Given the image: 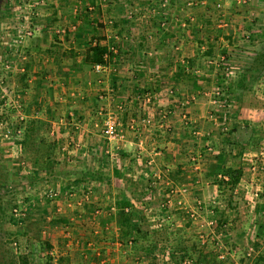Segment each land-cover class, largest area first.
<instances>
[{"label": "crops", "instance_id": "crops-1", "mask_svg": "<svg viewBox=\"0 0 264 264\" xmlns=\"http://www.w3.org/2000/svg\"><path fill=\"white\" fill-rule=\"evenodd\" d=\"M38 1L36 17L29 24V45L23 46L25 53H31V64L24 70L21 63L18 69L31 70L27 84L36 94L34 107L38 110L34 117L49 124L48 134L59 143L57 165L83 171L65 182L97 184L98 193L91 199L90 210L101 209L102 218L96 217L92 224L99 229L108 224L121 232L120 212H127L135 221L133 216L142 210L139 200L147 192L145 188L132 193L131 184H154L151 180L161 177L167 184L181 183L184 187L200 180L208 184L206 173L222 154V168L242 171L236 189L223 199H243L248 203L251 222L257 225L255 233L248 235V246H264V230H258L259 226L264 229V181H258L248 171L253 157L256 161L262 158L258 142L264 135V68L248 73L247 89L240 90L236 81L253 58L243 66L231 67L238 72L226 84L230 114L226 123L220 114L216 116L211 96L213 88L223 86L224 80L218 78L215 69L219 67L206 66V61L219 54L240 52L235 50V27L219 29L215 17L199 14L206 10V3L196 6L200 8L198 12L182 13L179 1L167 0L161 10L166 28L161 30L156 18L145 19L144 9L150 0H128V5H123L128 15L121 14V7L114 0ZM97 20L104 26V44L116 50L99 71L82 61ZM134 20L136 23H132ZM255 53L251 52L253 56ZM144 94L151 96L149 103ZM109 116L117 120L120 139L110 141L102 134L103 122ZM148 118L151 123L146 126ZM236 125H246L247 130L240 133L245 141L235 145L230 135ZM238 150L242 153L241 162L234 161L235 156L240 157ZM38 158V163L45 160ZM87 170L102 173L104 182L94 176L83 177ZM115 182L120 188L112 189ZM103 187L110 196L105 205L101 204ZM168 199L171 197H164L165 201ZM111 205L116 207L112 214L108 213ZM242 210L237 207V212L243 213ZM168 212L163 211L166 215ZM135 224L147 228L142 217ZM98 246L102 250L105 245Z\"/></svg>", "mask_w": 264, "mask_h": 264}, {"label": "rangeland", "instance_id": "rangeland-1", "mask_svg": "<svg viewBox=\"0 0 264 264\" xmlns=\"http://www.w3.org/2000/svg\"><path fill=\"white\" fill-rule=\"evenodd\" d=\"M12 1L0 0V56L2 58L6 57L5 62L12 67H10V70L5 71L0 66V82H4L1 87L6 94L3 99L5 104L0 98V122L1 124L8 122V125H15L19 114L24 115L25 119L29 120L32 118L31 115H35V111L38 110L34 107L37 105V102L34 101L36 94L34 93V89L31 88V84H27L28 87L24 88L19 80V74H23V72L18 67L22 63L24 70L28 69V64H31V53H25V49L23 48L22 56L18 57L17 51L6 49L11 47L8 44L12 42L11 35L14 32L13 29L22 24L14 21L15 8L11 4ZM114 1L121 7V14L128 15L127 9L123 6L127 5L128 0ZM176 1H179L180 8L183 10L182 13L190 11L198 12V9L200 10L199 7H187V2L198 4L200 1H203L208 5L206 10H203V12L199 11V14L202 13L206 16L215 17L216 20H218V14L214 10V4L217 1H222L224 14L228 19H231L229 20V25L234 26L233 30H236L238 34L235 50H240L241 53L232 52L229 56L219 54V57L209 59V62L206 61V66L219 67L215 69L217 70L218 78L224 80V82L222 81L223 86L218 85L213 88L211 96L215 100V92L218 89L225 90L226 94V84L231 83V80L237 76L238 71L236 69H233V71H225L224 69L226 67L237 68L245 65L248 63V59L254 57L251 52L255 53L258 50L260 52L263 46L261 42L264 40V0H250L246 5L241 7L234 6L228 0ZM144 10L146 20L149 19L151 21L156 18H148V9ZM25 14L17 12V15L20 16ZM12 16L14 19H11ZM155 20L158 27L159 21L157 18ZM132 23H136V21L134 20ZM22 25L26 26L28 24ZM246 35L250 36L248 40L245 39ZM29 40H26L23 46L27 47ZM4 49H6V52H3ZM221 57L226 58L227 63L225 66H221L224 63L220 61ZM25 63H27L26 68ZM230 72L233 74L230 75ZM27 74L28 80H31V70ZM1 95L0 91V97ZM15 97H18V105L14 102ZM18 106L20 107L18 108ZM58 110L59 112L61 111L59 108ZM62 112H65V109H62ZM215 112L217 116L219 113L216 110ZM39 114L42 115V112ZM53 121L55 123L56 120L53 119ZM7 129V125H3V127L0 125L1 163L8 173L9 183L15 197L14 203L18 206V210H23L26 215L16 223L5 221L2 228L12 235L11 237L14 242L12 248L14 252L27 256L30 264H49L45 257L48 252L44 245L46 243L50 246L52 243L51 248L55 252V259L51 264H101V261H103L102 264H171L182 257L184 249H188L190 255L193 257L195 252H193L192 248H196L197 246L200 247L203 255H222L225 264H252L257 256H264V246H260L259 249L248 246V242L250 241L248 235L251 232L255 233L257 225L251 222L250 208L245 200L234 201L230 199V204H227L228 197L223 199V196H229L231 193H227L226 191L220 192L209 180L208 184L201 183L200 180L197 183H187L184 187L180 186L181 183L179 185L167 184V181L162 177L161 179H152L151 182L154 184L138 182L131 184V186L129 185V191L132 193L147 188L145 189L147 192L144 197L142 200L141 198L139 200L142 210L139 213H135L133 217L136 218V222H138L140 217L144 218L146 229L152 236L153 242L157 244L156 251L154 254H150L145 250L146 247L142 251L129 247L117 248L114 246L115 241L116 239L124 240V232L121 230L120 235L119 233L115 234L113 227L107 233L102 228L99 229L93 225L92 223H96V218L91 215L90 210L93 201H89L90 205L84 203V206L78 208V189L80 185L76 187L74 183H69L70 181L65 182V180L75 178L76 175L83 171L76 170L73 167L66 168L55 165L52 175L47 176L42 172L38 175L33 174L31 170V157L20 153L18 146L13 144V136L12 139L10 138V134L8 135L9 139L3 138V134ZM70 132L72 131L70 130ZM41 133L47 134L46 136L50 140L54 139V135L50 136L43 128ZM252 142L254 144V141ZM241 157L242 154L240 157L235 156L234 161L241 162ZM252 159H255L251 161L252 163L259 164L260 158H258V161H256V157ZM85 177L88 178V176ZM254 177L258 179L257 176ZM251 183L255 184L256 182ZM119 186L120 184L115 182L112 184V189H117ZM63 188H66L63 190V194L59 191L57 196L51 201L45 199L44 196L48 190L54 189L58 191ZM183 189H185V193L180 196L178 191ZM251 189L252 187L249 190ZM93 190L95 192L93 191L92 197L98 193L96 192L97 188ZM238 191L242 192L240 189ZM100 192L102 193V198H104V202H101V204L105 205L110 200V196H108L109 191L103 187ZM171 192H174L172 196L170 195ZM243 192L245 191L243 190ZM69 193L74 195L69 197ZM167 195L171 197V199H168L170 201L164 200V197ZM220 196L222 198H219ZM262 196H264V192ZM178 200L182 202V207L177 205ZM237 207L243 208V213L241 211H238V213ZM226 208L228 209L226 210ZM168 210H170L168 215L163 213V211ZM190 211L195 213V218L189 217L188 212ZM223 211H227L228 213L223 214ZM81 212L86 213L82 215ZM166 216L170 217V220ZM128 217L131 224L136 223L131 220L132 217L130 215ZM100 218L102 217L100 216ZM223 224L228 225L223 227ZM65 227H68L71 231L70 239L64 235L63 228ZM93 229L97 230V235L94 237L91 235ZM90 239H93L96 244L94 247L95 253H97L96 249H101L98 246L99 244L105 245L101 250V257L98 260L94 252L85 253L83 244L86 240ZM249 248L253 249L251 259L245 258L246 254L249 253ZM85 255H87V258H84ZM157 258H160V260H157Z\"/></svg>", "mask_w": 264, "mask_h": 264}, {"label": "trees", "instance_id": "trees-1", "mask_svg": "<svg viewBox=\"0 0 264 264\" xmlns=\"http://www.w3.org/2000/svg\"><path fill=\"white\" fill-rule=\"evenodd\" d=\"M92 31L94 37L89 40V43L82 55V61L83 63L90 66H105L108 64V62H110V59L114 56V54L109 52L108 46L104 44V26L100 20L94 22ZM261 43H263V46L261 47L260 52L255 53L249 67L240 74L236 81L237 88L240 90L247 89L245 81L247 78H250V76L247 75L248 73H258L260 68H264V40ZM69 54L74 57L73 53ZM19 80L24 88L28 87V74L26 71L23 72V74H19ZM34 116L35 115L32 114V118L29 120L24 119L21 140L18 142L15 141V143L19 145L20 153L29 155L31 157V164L33 163L31 170L33 174L38 175L42 172L49 176L52 175L54 166L57 165L56 154L59 143L57 140H50L49 137L46 136L47 134L41 133L42 128L46 131V133L48 132L49 124L35 118ZM19 127V122L15 121L13 128L18 130ZM246 127V125H236L233 127L230 137L233 139V143L235 145L245 141L240 133H245V130H247ZM228 140L226 141L230 143L231 139ZM237 154L238 156H241L242 153L238 150ZM38 157L45 160H42L41 163H38ZM221 158L222 154H219V156L215 158V165L210 168V171L206 173V176L208 177L210 183L215 185L217 189L220 190V192L226 191L227 193H232L236 189L239 180L242 177V171L238 168H222L220 165ZM84 176H94L98 180L104 182V177L100 172H91L90 170H87V174L86 172L83 173V177ZM224 177L226 179H224ZM74 185L78 187L80 183H74ZM64 189L66 188H63V190ZM228 198L227 204H230V197ZM14 200L15 197L11 184L9 183L8 173L6 172L4 165L1 163L0 158V264H30L27 256L14 252V249L12 248V245L14 244L11 237L12 235L9 232L4 231L2 228L5 221H9L11 223H16L19 221V219L14 218L12 215V211L14 209H18V206L16 203H14ZM128 216L129 214L124 213V211L120 212V222H122V231L124 232L123 237L125 242H127V240H131V248L134 250L142 251L144 247H146L145 250H147L148 253L154 254L157 249V244L153 242L152 236L148 230L140 228L138 224L137 226L136 224H131L129 222ZM258 230L260 233H262L264 229L262 226H259ZM44 245L46 250L51 249V246L48 243ZM194 248L195 247L192 248L193 252H195V255H193L194 258L190 255L188 249H184L182 257L179 259L185 257L190 258L194 264H225L223 260H219L217 258L218 256H208L205 254L204 256L199 246H197L195 249ZM254 248L259 249V246L255 244ZM45 257L47 262L51 264L52 258L49 256ZM257 257L255 260H253L252 264H264V256L260 255Z\"/></svg>", "mask_w": 264, "mask_h": 264}, {"label": "built area", "instance_id": "built-area-1", "mask_svg": "<svg viewBox=\"0 0 264 264\" xmlns=\"http://www.w3.org/2000/svg\"><path fill=\"white\" fill-rule=\"evenodd\" d=\"M231 4H233L234 6L237 7H241L246 5L250 0H228ZM128 2V1H127ZM40 2L38 0H13L11 2V4H13L14 8H15V19L12 16L11 19H14V21H16L18 24H28V25H18V27L13 29V34L11 35V47L6 48V49H11L14 51H17L18 53V57L22 56V48H23V44L26 42V40L31 38L32 32H31V28L29 27V24L31 23V20H33L36 17L37 14V5ZM128 5V3H126ZM197 5H201L204 6L205 2L200 1L198 4L196 3H192V2H187V7H193V6H197ZM155 6V8H154ZM157 6L159 9H157ZM167 6V0H150L149 1V5L146 9H148V17L149 18H157L159 23H158V27L161 30H164L166 28V23L164 21V17L161 13V10L164 9ZM150 7V8H149ZM214 10L217 12L218 14V20H217V28L219 29H225L229 26V19L225 16L224 14V10H223V3L222 1H217L214 4ZM18 13H26L25 15H17ZM130 12V11H129ZM150 15V16H149ZM151 18V19H152ZM183 28L186 27L185 25L182 26ZM250 36L246 35L245 39H249ZM6 49L3 50V52H6ZM109 52H112L113 54L116 53V50L114 47H110L109 48ZM23 59V57H22ZM226 58L221 57L220 61L224 62L221 66H225V64L227 63V61L225 60ZM6 57L2 58V56H0V66L2 67V70L8 71L10 70L12 67L5 62ZM2 61V63H1ZM226 61V62H225ZM11 67V68H10ZM103 66L100 65H95L94 69L96 71H99ZM225 71H232L231 67H226L224 69ZM22 72V71H21ZM4 82H0V91L2 93L1 95V101H3L5 94V91L3 90V88L1 87L3 85ZM144 100L146 101V103H149L151 100V96L149 94H144ZM17 99V100H16ZM18 101V97H15V101L17 103ZM5 104V101H3ZM214 106L216 107V111L220 114V117L226 122H229L230 119V114H229V105L227 103V95L225 94V90H217L215 92V100H214ZM18 105V103H17ZM20 106H18L19 108ZM25 119V116L22 114H19L17 116V121L19 122V129L15 130L13 128L12 124L8 125V122H4L0 125L3 127V125H7L8 129L6 130V132H4L3 134V138L4 139H9V134H10V138L12 139L13 136V144L17 145L19 148V145L15 143L21 140V135H22V130H23V121ZM151 123L150 118L146 119L145 124L146 126L149 125ZM5 130V129H4ZM102 134L103 136L110 141L116 140V139H120L121 138V134L118 130V123L117 120L111 116L107 117V119L103 122V126H102ZM258 148L260 150L261 156L262 158H260V162L257 163H251L248 166V171L254 175L257 176L259 181H264V135L262 136L261 140H259L258 142ZM194 160V159H193ZM97 187L96 183H92V182H81L79 189H78V203H77V207L81 208L82 206H84V203L88 204L89 201L92 198V194H93V189H95ZM93 188V189H92ZM64 193L63 189L60 190H54V189H50L45 193V199L51 201L53 198H55L57 196V193ZM70 191V190H68ZM71 192V191H70ZM73 193V192H72ZM69 193L68 196L71 197L74 194ZM183 193H185V189L178 191V194L181 196ZM174 194V192H171V196ZM170 201V200H168ZM177 205L179 207H182V202L181 201H177ZM116 207L114 205H111L108 208V213L112 214L113 212H115ZM100 211L101 209H94L91 212V215L96 217H100ZM127 213V212H126ZM107 214V212H106ZM189 217L190 218H195V213L193 211L188 212ZM12 215L14 218H17L19 220H21V218L25 217L26 213L23 210H18V209H14L12 211ZM210 225H212L210 223ZM102 230L104 232H110L111 226L106 224L104 225V227L102 228ZM97 230L92 231L91 235L94 237L97 235ZM114 233L120 235V231L115 229L113 230ZM63 232L66 238L70 239L71 237V231L68 229V227L63 228ZM202 238V237H200ZM95 242L93 239L90 240H86L85 243L83 244L84 246V250L85 253H91L95 251ZM127 245V246H126ZM132 245V241L131 240H127V242H125V240H120V239H116L114 246L117 248H125V247H129L131 248ZM97 253L94 252L95 257H97V259L99 257H101V250L96 249ZM253 253V249L249 248V253L246 254L245 258L251 259V255ZM46 256H49L52 258V261L55 259V252L53 250V248H51L50 250H48V252L46 253ZM84 258H87V255L84 256ZM219 260H223V256L222 255H218L217 257ZM100 259V258H99ZM157 260H160V258H157ZM101 264L103 263V261L100 262ZM171 264H194L193 261L190 258H181L178 261L171 263Z\"/></svg>", "mask_w": 264, "mask_h": 264}]
</instances>
